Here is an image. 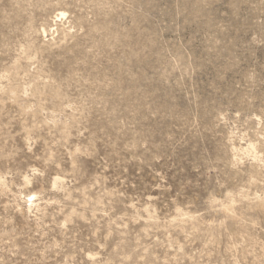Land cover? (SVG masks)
Instances as JSON below:
<instances>
[{
    "label": "rangeland",
    "instance_id": "obj_1",
    "mask_svg": "<svg viewBox=\"0 0 264 264\" xmlns=\"http://www.w3.org/2000/svg\"><path fill=\"white\" fill-rule=\"evenodd\" d=\"M138 3L97 0L80 37L42 50L44 71L55 62L57 73L52 88L34 97L24 84L40 67L32 70L43 43L34 33L59 31L63 6L0 0V155L15 163L28 138L42 137L40 148L52 139L54 97L90 105L97 123L127 122L124 152L102 153L79 174L59 176L60 190L42 198L35 192V201L11 194H26L25 158L12 174L0 163V179L11 187L0 196V241L15 240L30 260L235 264L242 239L264 240V39L246 44L211 9L205 18L158 31L137 14ZM72 15L80 21L85 13ZM188 177L198 178L203 197H162L173 185L185 191Z\"/></svg>",
    "mask_w": 264,
    "mask_h": 264
},
{
    "label": "clouds",
    "instance_id": "obj_2",
    "mask_svg": "<svg viewBox=\"0 0 264 264\" xmlns=\"http://www.w3.org/2000/svg\"><path fill=\"white\" fill-rule=\"evenodd\" d=\"M118 2L123 5L124 0H118ZM60 5L63 7L56 17L59 21V31L57 27H53L51 36L48 32L36 31L34 33L37 42L43 36V43L41 50L35 51L32 57L33 60H36L37 56L41 57L32 65V70H36L38 65L40 67L30 80L24 81L25 93L31 89L34 97L52 88L55 83L52 78L57 73L55 62L51 69L44 71L47 65L43 60L42 50L70 45L80 37L88 26L87 21L93 18L97 0H60L58 6ZM73 9H79L85 13L80 21L72 15ZM210 9L226 17L225 23L230 24L234 31L239 32L246 44L254 46L258 37L264 39V0H222L219 7H216L215 0H139L136 7L137 14L142 19L150 20L158 31L174 28L176 25L183 26L190 20L195 21L196 18H205ZM54 99L58 101L59 110L52 114L58 125L57 129L47 130L48 136L52 139L44 140V146L40 148L37 144L43 139L42 137L38 136L35 140L28 138L21 150L22 154L15 163L12 155H0V163H3L9 174L13 173L17 160L22 156L25 158L26 166L20 169V174L23 177L21 192L26 194L18 196L16 193H11L8 182L0 179V196H7L11 193L16 199H23L25 203L35 201L38 199L33 194L35 192H39V198H42L45 194H54L60 190L57 185L59 176L79 174V170L86 162L97 160L102 153L117 157L126 150L127 145L121 139L127 131L121 125L126 124V121L109 122L105 120L97 123L96 117L90 111V105L79 100L72 101L66 95L54 97ZM45 119L47 121V117ZM38 150L39 154H37ZM27 157L34 159L28 163ZM163 159L161 155L157 164H161ZM65 164L71 165V172L67 171ZM160 172L162 170L156 169L157 175ZM198 183L200 181L197 177H188L184 183L185 191L173 185L172 192L161 195L168 201L181 200V202H183L181 198L185 196L203 197L205 193L202 188L196 187ZM66 186H70V182H66ZM149 199L152 197L149 196ZM236 247L239 250L236 255L240 258L235 260V264H264V240L252 244L242 239ZM29 254L18 246L15 240L0 241V264H43L42 261L36 260L35 256L30 260Z\"/></svg>",
    "mask_w": 264,
    "mask_h": 264
}]
</instances>
